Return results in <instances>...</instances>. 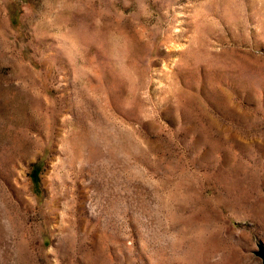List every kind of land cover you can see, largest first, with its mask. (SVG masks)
<instances>
[{
    "label": "rangeland",
    "instance_id": "obj_1",
    "mask_svg": "<svg viewBox=\"0 0 264 264\" xmlns=\"http://www.w3.org/2000/svg\"><path fill=\"white\" fill-rule=\"evenodd\" d=\"M264 0H0V264H263Z\"/></svg>",
    "mask_w": 264,
    "mask_h": 264
},
{
    "label": "bare ground",
    "instance_id": "obj_2",
    "mask_svg": "<svg viewBox=\"0 0 264 264\" xmlns=\"http://www.w3.org/2000/svg\"><path fill=\"white\" fill-rule=\"evenodd\" d=\"M254 210L257 213L264 215V201H257L254 203Z\"/></svg>",
    "mask_w": 264,
    "mask_h": 264
},
{
    "label": "water",
    "instance_id": "obj_3",
    "mask_svg": "<svg viewBox=\"0 0 264 264\" xmlns=\"http://www.w3.org/2000/svg\"><path fill=\"white\" fill-rule=\"evenodd\" d=\"M259 255L262 257V259H263V264H264V254L260 252Z\"/></svg>",
    "mask_w": 264,
    "mask_h": 264
}]
</instances>
